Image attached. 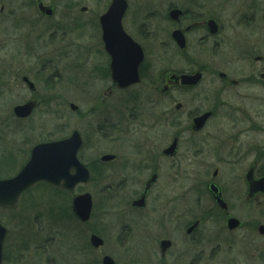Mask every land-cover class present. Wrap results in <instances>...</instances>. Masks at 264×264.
Returning a JSON list of instances; mask_svg holds the SVG:
<instances>
[{
  "label": "rangeland",
  "instance_id": "1",
  "mask_svg": "<svg viewBox=\"0 0 264 264\" xmlns=\"http://www.w3.org/2000/svg\"><path fill=\"white\" fill-rule=\"evenodd\" d=\"M128 2L127 20L134 19V24L132 25L130 21L128 28L142 46L145 45L151 58L154 57V53L160 56V69L188 68L185 57L177 53L173 56L172 50L166 43L170 38L171 30L175 27L167 16L171 6H175L193 12L201 9L208 15H215L224 25V48L218 53L212 51V48L207 49L206 56L203 58L208 65L222 69L225 66L228 68L230 63L239 62V66L235 67V76L248 78L250 75L254 76V70L256 76H259L258 73L263 64L255 58L259 55L264 56V0H128ZM77 3L79 15H85L81 8L86 6L89 8V15L100 16L108 8L110 0H107V4L105 0H77ZM60 4L63 10V2ZM2 5L6 6L3 14ZM11 11L15 14L12 18L13 21L16 19L15 26L9 16ZM37 15V10L32 7V0H0V178L18 173L28 161L34 145L67 137L76 129L84 139L80 157L88 165L90 162H98L102 155L109 152L110 147H119L117 144L123 143L120 147L124 150L129 148L126 144L130 138L125 131L107 133V115L112 113V120L116 119L114 117L116 107H112V100H107L105 94L108 86L107 77L99 68L90 71L81 69V75L85 72V76L95 83L86 80L88 83L81 84L84 79L80 76L77 80L78 85L73 86L72 82H68L54 86L52 91L48 84H40L48 94L61 95V98L47 99L35 117L30 120L19 121L15 118L13 107L24 102L19 99L25 91L21 76L30 71L31 61H34L36 68L38 67V61L30 59L34 46L31 45L29 30L35 28L28 26L27 17L31 16L34 20ZM24 17L27 18L26 22ZM37 29H42L39 23ZM84 30L93 34L94 43L98 46L100 33L97 26L91 24ZM156 47L159 52L154 51ZM34 51L36 52L35 49ZM41 51L47 53L42 54L38 51V56L42 54L45 58L55 57V54L47 50ZM216 55L220 58L216 59ZM91 56L99 60L100 66L105 68L106 57L100 48H92ZM72 65L76 67L77 63ZM50 73L51 70H48L47 74ZM255 83L257 84L255 90H249L248 86L239 89L240 96L237 95V99L232 100L235 103L233 114L228 115L227 111H230V108L221 105L224 109L219 113L220 116L215 124L223 129L237 127V136L243 131L238 136V142L245 143L244 147L250 151L253 147L254 135L252 131L251 133L248 131V127L264 126V88L257 81ZM140 92L144 96L143 104L141 109L137 108V110L144 112L141 118L143 121L140 124L142 129L145 125L147 128L139 135L149 137L147 140L150 142L149 145L163 144L173 132L171 122L160 119L162 125L159 120V125L155 126L151 122V116L154 111H157L156 115L163 117V111L167 110L170 102L157 97V92L153 97L155 100L147 101L148 94L154 93L147 83L140 88ZM130 94L131 91L128 92V96ZM249 94H252L251 98L248 97ZM71 102L80 107L79 112L74 113L70 109ZM108 103L112 109L107 108ZM140 105L141 103L138 106ZM124 114L125 112L122 113ZM174 118L182 124L186 122L182 113L175 115ZM145 131L149 133L145 134ZM247 131L249 134L245 136ZM256 147L261 148L259 144ZM124 150L117 149V152L122 154ZM256 152L259 154V151ZM96 166L99 171L93 173L89 183L81 185L78 189L79 192H91L95 205L97 204L99 208L97 210L99 212L93 215L90 223L83 226L85 229H83L82 240L81 238L79 240V246L75 237L66 239L72 232L66 228L72 226L77 220L59 213L61 211L59 206L70 201L72 194H64V197L53 187L39 183L22 195L16 210L0 208V222L9 231L5 241V258L6 256L7 258L4 264H102V256L107 251L121 264H140L137 258L146 259L148 263L145 262V264H152L154 259V264H158L160 260H158L155 240L160 237H171L175 243L173 249L175 251L171 256L168 255L166 264H173L175 260L177 262L175 264H184V259L186 264L189 262L190 264H264V237L257 231L259 224H264V197L251 203L245 199V185L241 177L248 163L238 161L233 165L238 170L240 180H236L234 185H240V189L231 190L230 197H226L231 205L230 213L243 222L241 228L230 231L226 227L224 217L215 215L212 218L209 214L207 220H204L191 236L185 234L186 224L198 217H203L209 211L205 209L214 204L207 193L203 194V191L199 193L202 189L196 188V185L201 182L195 181L205 180L210 177V174L197 175L199 171L197 166L186 164L177 166L175 190L178 194L175 199L177 209L175 220L172 224H168L166 212L160 211V206H155L159 218L157 222L151 224L150 220L156 217L154 207L142 213L125 212L127 200L125 195L128 192L124 182L118 186L123 173L120 171L112 173L107 164L100 162ZM223 166L227 171L220 180L228 184L233 179L230 171L232 166ZM212 167L209 163L206 164L207 169ZM108 184H112L114 188L107 191L106 211L101 209L103 203L99 200L104 197L102 190ZM66 195L70 197H67L68 201H66ZM105 214H107V235L103 236L108 241L99 250L90 246L85 250L82 242L88 243L92 228L97 227L99 223H104ZM128 223H132L129 228L126 226ZM66 231V236H63ZM118 235L122 238L119 239ZM125 239L129 240V243L123 245ZM127 251L129 253L133 251V257H129ZM137 251L143 253L137 255Z\"/></svg>",
  "mask_w": 264,
  "mask_h": 264
},
{
  "label": "flooded vegetation",
  "instance_id": "2",
  "mask_svg": "<svg viewBox=\"0 0 264 264\" xmlns=\"http://www.w3.org/2000/svg\"><path fill=\"white\" fill-rule=\"evenodd\" d=\"M60 2H63V10H61ZM105 2L107 4V0H105ZM77 5V0H32V7L37 10L38 15L34 20H32L31 16H27L29 19L28 26L35 28L34 30H29L31 45L34 46V49L36 50V52L34 49L31 50L32 53H30V59L38 61V67L36 68L34 66V61H31L29 63L30 71L21 76L25 91L19 99L24 101L22 103L34 102L36 104L31 112L25 117L17 116L13 110L15 118L19 121L30 120L35 117L37 111L43 107V104L47 99L61 98V95H55L52 93L48 94L47 90L44 91L40 84H48L51 86L50 91H52L54 86L62 85L68 82H72L73 86L78 85L79 83H77V80L80 76L84 79L81 84L88 83L86 80L95 83V81L85 76V72L81 75V69H88V71H90L94 68H99L100 71H104V75L107 77L108 86L107 91L105 92L107 100H112V107H116L114 109V117H116V119L113 118L112 120V113L107 115V133L125 131L130 138V141L126 144L129 148L124 150L123 147H120L123 143L117 144L119 147L113 146L109 148L107 156L110 157L107 158V161L103 160L104 155H106L104 154L100 157L98 162H90L88 165V163L86 164L82 157H80V151L83 147L82 145L78 152V157L89 169L91 178L93 173L95 174L96 171H99L96 166L99 162L101 164H107V167L110 168L109 171H112V173L113 171H120L123 173L121 174L122 178L118 186L124 182L125 189L128 192V194L125 195L127 197L125 212L131 214L142 213L144 211H148L151 207H154V214L156 217L154 220H150V223L154 224L158 221L157 218H159V213L155 206H160V211L166 212V215H168L166 220L167 223L172 224L175 220V214L177 212L175 206V199L178 194H176L175 190V179L177 176L176 168L177 166L181 167L183 164L188 166H197L199 170L197 175L205 173L206 176L207 174H210V177L205 180L196 177V179L200 180L195 181L201 182L196 185V188L202 189L199 193H202V191L203 194L207 193L214 203L212 207H207L205 209L206 211H209L203 217H198L194 219L193 222L186 224V235L191 236L194 234L200 225H202L203 221L207 220L209 214L211 215L209 217L213 218L217 215V217H224L225 220H227L230 214H232L230 213L231 205L227 201L226 197H230L229 193L231 190L234 191L236 188L240 189V185H234L236 180L240 181L237 173L238 170L233 166L234 164H237L238 161L248 163L246 170H244V173L242 172L243 175L241 174V179L245 185V199L248 203H250L247 199L250 193V185L248 181L249 170L251 167H254L253 171L256 179L264 177V126H252V128H250V126L248 127V131L250 133L252 131L254 135L253 147H251L250 151L248 148L244 147L245 143L238 142V136L243 133V131H240L241 133L237 136V127L223 129L215 124L217 123L216 119L220 116L219 113L222 112L224 106L230 108V111H227L229 112L227 113L228 115L233 114L235 103H233L232 100H236L237 95L240 96V92H238L240 88L248 86L249 90H255L257 87V84L255 83L256 81L264 88V56L259 55L255 58L256 61L263 64L261 71H259V73L257 72L259 75L258 77L256 76V71H253L255 78L252 75L248 76V78H239L238 76H235V67L239 66V62L230 63L228 68H225V66L222 69L208 65L206 60L203 58V56H206L207 49L212 48V51L218 53L220 49L224 48V25L217 17H215V15H208L207 12L203 10L201 11V9L197 12H193L187 9L171 6L167 17L168 20L174 23L175 27L171 30L170 38L166 43L168 44L170 50H172L173 56L177 53L185 57V64H187L188 68L183 70H176L173 68L160 69V56L155 53L154 57L151 58V56H149V53H147L148 51L144 47L145 45L142 46V44L134 37L133 33L128 28L130 27V21L132 22V25L134 24V19H130L128 21L127 14H125L123 18L124 29L142 46L145 58L139 67V81L129 84L126 87H120L114 81L112 75L113 58L103 42L102 27L100 23L101 15H89V8L86 6L81 8L83 14L85 15H79ZM41 7H49L52 13H43ZM5 8L6 6L2 5V14L5 11ZM174 10H178L180 12L177 18L172 16V11ZM105 11H107V8ZM14 15L15 14L12 11L9 14L12 23L15 26L16 19L14 21L12 19L14 18ZM24 21H27L26 17H24ZM213 21L217 25L213 23ZM38 23L42 28L40 30L37 29ZM91 24H95L100 33V43L98 46L94 43L93 34L84 30L86 26H90ZM214 25L217 26V32L212 30ZM175 31L182 32L186 44L184 48L180 46L179 42L174 37ZM154 42L156 43L155 39ZM92 48H100V50L104 52L106 57V65H104L105 68L100 66L99 60L91 56ZM41 50H47L51 54H55V57L48 56L45 58L42 54L47 52H43ZM38 51L42 53L40 56H38ZM154 51H158L157 47ZM217 55L216 59H219L220 57ZM73 63H77V66L73 67ZM48 70H51L50 74H47ZM197 73H200L201 77L195 84L191 85H185L182 83L181 79L173 77L175 75H194ZM145 83H147L150 89L154 91L153 94H148L146 99L147 101L155 100L153 97L157 92V97L160 99H167V101L170 102V106H167V110L163 111V117L156 115L157 111H154L151 116V122L154 123L155 126L159 125L160 119H166L171 122L173 132L169 136L168 140L163 144L158 143L152 144L153 146L149 145L150 142L147 141L149 140V137L145 138L144 136L139 135L142 130H146L147 128L145 125L142 129V125L140 124V122L143 121L141 118L143 117L144 112L141 113L137 110V108L141 109L143 104L142 102L144 96L141 95L140 88ZM129 91H131V94L128 96ZM251 95L252 94H249L248 97L251 98ZM115 101L116 103H114ZM140 103L141 105L138 106ZM72 104L75 103H69L70 109L74 113L79 112L80 107L75 104L77 109H73ZM109 105L110 103L107 104V108L112 109ZM221 105L224 106L221 107ZM171 107L172 109H170ZM123 112H125L124 115H122ZM180 113H182V116L186 118L185 124L177 122V119L174 118L175 115H179ZM205 114H209V117L203 126L197 128L195 126V119L202 117ZM160 125H162V120H160ZM74 131L75 130H73V132ZM248 131L245 132V136L249 134ZM146 133H149V131H145V134ZM69 136L61 139L68 138ZM55 140L60 139L43 141L40 143ZM258 144L261 148L256 147ZM117 149L124 150V152L121 151L122 154H120L117 152ZM256 151H259V154ZM208 163L213 167L207 169L206 164ZM223 165L232 166L230 171L232 172L231 178L233 179H231V182H229V179L228 184L227 182L224 183L220 180L227 171ZM230 183H232V185H229ZM81 185H77L73 190H67L61 187H56L55 189L63 196L64 194H72L70 201L67 199V197H70L66 195V201L68 202L61 205L63 207L59 206V209H61L59 213H63L67 218L74 217L77 220V222L72 224V226L66 228L67 230L72 231L68 234L66 239L75 237L77 246H79V240L84 234L83 229L85 228H83V226H87L91 219H93V215L99 212L97 211L99 208L97 204L95 205L94 198L93 209L89 220L83 221L74 212L73 198L76 195L84 193L78 191ZM113 188L112 184H108V186L102 190L104 197L99 200V202L103 203L101 209L107 211V191ZM218 198L225 202L226 207H222L218 203ZM196 223V228L189 232V229ZM131 225L132 223H128L126 226L129 228ZM258 230L259 228H257V231ZM66 233L67 231L63 236H66ZM8 234L9 231L7 229L5 241ZM93 235L98 236L103 241L99 247H96L93 244ZM103 235H107V214H105L104 223H99L97 227L92 228L88 239L89 245L86 241L82 242L84 244V249H89V246L95 250H99L104 247L108 239H105ZM118 238L121 239L122 237L118 235ZM155 242L157 245L156 250L158 252V260H160L158 264H166L167 262H165V260L168 258V255L171 256L172 252L174 253L175 251L173 250L175 243L171 237H160L157 238ZM128 243L129 240L125 239L123 245ZM146 246L149 249V246ZM139 252L140 251H137V255L143 253ZM126 253L129 254V257H133V251L130 253L127 251ZM106 255L111 256L117 264H121L108 251L104 252L102 259ZM149 255L150 250L148 256ZM6 258L4 242L2 264H4ZM153 260L152 264H154ZM137 261L140 264H145V262H147L146 259L141 260L139 258H137ZM175 263H177L176 260L173 264ZM184 264H186L185 259Z\"/></svg>",
  "mask_w": 264,
  "mask_h": 264
},
{
  "label": "water",
  "instance_id": "3",
  "mask_svg": "<svg viewBox=\"0 0 264 264\" xmlns=\"http://www.w3.org/2000/svg\"><path fill=\"white\" fill-rule=\"evenodd\" d=\"M127 9V0H112L107 12L101 16L103 40L113 58L112 75L114 81L120 87H126L139 81V67L144 60L143 49L123 28L122 20ZM41 10L43 13H52L49 7H41ZM179 13L178 10H174L172 11V16L177 18ZM213 23L215 22L213 21ZM212 30L217 32V26L214 25ZM174 37L182 48L186 46L181 31H175ZM173 77L181 79L185 85H191L200 79L201 74H184ZM35 104L34 102H27L16 106L14 111L17 116L25 117L35 107ZM72 107L73 109H77V106L74 104H72ZM208 117L209 114H205L202 117L196 118L195 126L197 128L203 126ZM81 146L82 138L78 131H75L69 138L36 145L32 150L28 163L16 176L0 179V207L16 208L20 195L41 180H46L68 189H73L79 183L88 182L90 172L77 157ZM109 157L105 155L103 160L107 161ZM72 169H75V173H71ZM253 169L254 167H251L248 173L250 185L248 199H258L260 194H264V177L255 179ZM218 202L222 207H226L222 199L218 198ZM73 207L82 220H88L92 209L91 194L84 193L75 196ZM227 223L230 229H235L241 224L239 219L232 216L228 219ZM196 226L197 223L189 229V232L193 231ZM259 232L264 234V225L259 227ZM5 236L6 228L0 223V264L2 263V249ZM92 242L96 247H99L103 243L96 235L92 236ZM103 264L116 263L112 257L105 256Z\"/></svg>",
  "mask_w": 264,
  "mask_h": 264
}]
</instances>
